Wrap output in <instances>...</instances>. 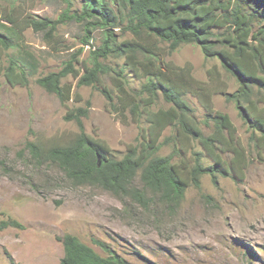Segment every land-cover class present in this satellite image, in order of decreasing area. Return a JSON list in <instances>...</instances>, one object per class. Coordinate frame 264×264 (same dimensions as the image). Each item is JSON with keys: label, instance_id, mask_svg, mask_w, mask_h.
<instances>
[{"label": "rangeland", "instance_id": "obj_1", "mask_svg": "<svg viewBox=\"0 0 264 264\" xmlns=\"http://www.w3.org/2000/svg\"><path fill=\"white\" fill-rule=\"evenodd\" d=\"M239 1L242 11L251 15L252 30L264 31V0ZM64 7L61 0H0V18L12 11L55 20ZM73 7L78 8L79 3ZM114 34L117 41L133 38L122 25ZM82 35L81 25L68 21L58 25L54 40L47 45L42 34L28 28L18 48L36 60L35 74L25 87L11 86L0 74V222L13 219L22 226L0 230V264H11L10 260L18 264H59L63 249L57 239L65 234L76 236L105 256L91 240L102 241L129 264H264V146L256 148L258 134L252 136L239 109L225 98L226 93L237 90L236 80L216 58L206 59L196 45L183 44L169 53L167 44L153 37L141 41L147 48L156 46L152 58L183 71L178 73L189 87L183 99L190 108V119L203 135L213 131L211 123H205L208 111L204 105H210L211 115H227L243 151L235 172L216 173L215 183L210 174L202 175L199 187L189 186L176 206H167L151 195L142 206L126 195L115 197L95 185H74L54 165L37 168L31 162L23 151L27 141L63 142L77 132L75 123L64 119L71 108L87 110L82 119L84 131L106 144V158L120 159L126 146L135 144L147 125L144 114L139 121L128 114L125 121H120L100 92L105 87L114 95L112 80L118 74L127 91L145 103L147 94L141 90L144 80L133 76L121 58L99 59L109 68L99 85L76 87L77 79L65 77L62 83L71 86L73 95L65 103L36 83L37 78L59 71L73 53H79L78 61L88 65L103 35L100 30L93 31L87 45L82 43ZM12 51L2 53L1 70ZM201 88L206 91L200 95ZM169 107L158 94L147 110ZM173 134L174 129L167 127L159 141ZM180 144L181 156L190 165L197 152L202 153L203 166L212 163L197 140L189 137L181 139ZM171 151L167 144L156 154L167 156ZM221 157L228 162L232 154L222 153ZM133 185L140 187L139 180L135 179Z\"/></svg>", "mask_w": 264, "mask_h": 264}, {"label": "trees", "instance_id": "obj_2", "mask_svg": "<svg viewBox=\"0 0 264 264\" xmlns=\"http://www.w3.org/2000/svg\"><path fill=\"white\" fill-rule=\"evenodd\" d=\"M61 1L65 7L55 20L36 19L30 14L21 16L12 11L1 15L0 22L4 24L0 23V68L2 53L13 51L6 56L7 65L0 69V74L11 86H27L28 78L36 72L37 62L22 47L18 48L23 32L30 28L42 34L49 45L58 25L75 21L81 25L83 44L89 43L93 31L100 30L101 46L91 52L88 65L78 61L79 53H73L59 71L37 78L36 83L65 103L73 98L71 86L62 83L65 77L70 75L77 79L76 87L99 85L100 77L109 73V68L99 59L121 58L123 66L133 76L144 80L141 90L147 94L145 103L141 104L142 99L127 91L118 74L112 80L114 95L105 87L100 92L120 121H125L127 114L133 121H139L144 114L147 125L141 129L136 143L126 146L120 159L106 158L109 154L106 144L84 131L82 119L87 110L71 108L64 119L73 121L77 132L63 142L32 140L25 143L23 151L35 167L54 165L74 185H95L115 197L126 195L142 206L147 205L149 195L158 196L170 207L178 205L189 186L198 188L202 175L210 174L215 183L216 173L235 172L243 151L234 126L227 115H211L210 105H204L208 111L205 123L210 122L213 131L207 135L201 133L190 119V108L183 99L189 88L184 76L178 73L183 71L152 58L155 45L147 48L146 44H141L144 38L152 37L166 43L169 53L183 44H193L206 59L216 58L238 85L233 93L225 94L226 100L239 109V116L251 129L252 136L258 134L256 148L264 146V31L263 28L252 30L251 15L242 11L239 0ZM76 3H79L78 8L73 7ZM121 25L132 39L117 41L114 30ZM218 30L222 31L218 33ZM75 64L79 67L75 68ZM205 91L201 88L199 94ZM158 94L170 107L149 112L147 108ZM167 127L173 128L174 134L159 141ZM189 137L198 141L212 162L210 165L200 163V152L194 154L192 165L182 158L181 139ZM167 144L171 145V153L157 155ZM222 153L232 154L228 162L222 159ZM135 179L139 180L140 187L133 185ZM6 227L22 228L13 219L0 222V230ZM57 240L63 249L59 264H129L102 241L91 240L105 256L97 254L74 235L65 234Z\"/></svg>", "mask_w": 264, "mask_h": 264}]
</instances>
